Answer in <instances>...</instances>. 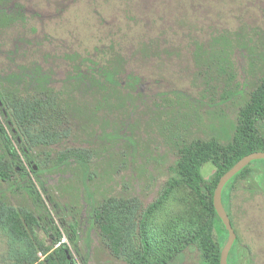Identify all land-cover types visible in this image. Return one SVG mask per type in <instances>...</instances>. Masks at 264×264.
<instances>
[{
	"label": "rangeland",
	"instance_id": "rangeland-1",
	"mask_svg": "<svg viewBox=\"0 0 264 264\" xmlns=\"http://www.w3.org/2000/svg\"><path fill=\"white\" fill-rule=\"evenodd\" d=\"M0 10L13 20L0 26V83L21 93L44 84L71 109L70 136L49 149L34 148L35 167L42 168L46 154L49 162L66 148L91 156L90 179L83 184L73 162L38 177L29 173L35 188L41 192L42 183L57 204L59 217L52 215L61 243L76 264H126L102 245L92 205L106 197H137L147 206L172 175L177 144L231 139L238 109L264 78V0H2ZM212 53L220 54L233 78L228 88L214 79L208 92L200 70ZM225 90L233 93L223 100ZM202 171L208 175L212 166ZM256 184L238 185L231 212L250 264H264V193ZM1 196L33 209L26 195L11 193L5 183ZM69 203L75 215L62 212ZM205 219L193 194L176 188L148 220L146 264H203L196 249L179 250ZM75 220L73 247L68 225ZM48 234L37 229L45 245L52 243ZM6 253L0 233V264L7 262Z\"/></svg>",
	"mask_w": 264,
	"mask_h": 264
},
{
	"label": "trees",
	"instance_id": "trees-1",
	"mask_svg": "<svg viewBox=\"0 0 264 264\" xmlns=\"http://www.w3.org/2000/svg\"><path fill=\"white\" fill-rule=\"evenodd\" d=\"M12 21L9 13L0 10V26ZM219 55L212 53L200 70L208 92L215 89L214 79L228 88L233 78ZM112 91L119 99L117 89L113 88ZM232 93L225 90L221 99L230 98ZM70 112L67 100L44 84L39 83L31 92L21 93L17 88L0 83V116L6 126L0 123V139L5 156V160L0 161V183H5L11 193L19 191L21 195H26L33 206V209L16 207L6 196L0 197V233L7 242L5 264H76L68 245L61 243L62 234L53 219L52 213L59 217L55 207L57 204L42 183L37 180L41 189L39 192L29 178V173L38 177L43 171H53L73 162L82 171V184L90 179L87 169L91 156L81 148L58 151L49 162L46 159L50 155L46 154L42 168L37 164L35 167L32 154L34 148L49 149L70 136ZM255 152L264 153V78L255 85L238 109L236 125L229 141L223 143L216 138H194L177 144L172 175L153 202L144 206L137 197H106L92 205V221L102 245L119 261L146 264L151 254L148 220L176 188L183 186L196 198L206 219L197 223L189 240L184 242L179 251L185 248L196 249L203 264H220L221 251L228 233L215 212L214 191L226 172L243 157ZM257 162H251L230 179L222 190V204L236 234L227 257L228 264L251 263L250 252L240 246L238 231L233 223L231 195L241 182L254 179L264 193V160H261L262 164H255ZM206 164L212 166L208 175L202 171ZM67 210L75 215L70 203L62 207L63 213ZM63 223L60 220L59 224ZM77 225L76 220L68 225V241L73 247H76ZM37 229L49 233L48 236L52 238L50 245L38 239Z\"/></svg>",
	"mask_w": 264,
	"mask_h": 264
},
{
	"label": "water",
	"instance_id": "water-1",
	"mask_svg": "<svg viewBox=\"0 0 264 264\" xmlns=\"http://www.w3.org/2000/svg\"><path fill=\"white\" fill-rule=\"evenodd\" d=\"M258 160H264L263 152H255V153H252V154H249L243 157L228 172H226L220 178L216 186V189L214 191V196H213L214 209H215V212L218 218L220 219V221L222 222L224 228L226 229L228 233L227 241L221 251L220 264H228L227 257L236 239V234L234 232L230 219L222 204V199H221L222 190L230 179H232L236 174H238L241 170L247 167L251 162L258 161Z\"/></svg>",
	"mask_w": 264,
	"mask_h": 264
}]
</instances>
